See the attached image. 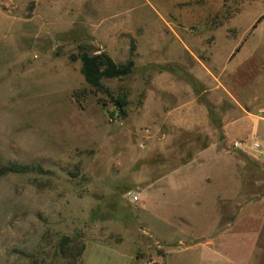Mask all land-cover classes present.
<instances>
[{"label": "rangeland", "instance_id": "obj_1", "mask_svg": "<svg viewBox=\"0 0 264 264\" xmlns=\"http://www.w3.org/2000/svg\"><path fill=\"white\" fill-rule=\"evenodd\" d=\"M132 45L130 75L86 81L84 48L124 63ZM178 97L209 105L233 188L201 179L221 161L178 169L203 137L170 124ZM263 103L264 0H0V164L53 171L0 176V264H59L65 235L76 264H264ZM227 115L249 119L227 136Z\"/></svg>", "mask_w": 264, "mask_h": 264}, {"label": "crops", "instance_id": "obj_2", "mask_svg": "<svg viewBox=\"0 0 264 264\" xmlns=\"http://www.w3.org/2000/svg\"><path fill=\"white\" fill-rule=\"evenodd\" d=\"M250 43V42H247ZM245 43L241 47V52L239 55L242 57H249L251 53V46L250 44ZM185 46L190 48L189 44L185 43ZM259 53V51H258ZM198 77V75L196 74ZM219 89V84L216 86ZM229 92V91H228ZM230 93V92H229ZM232 94V93H231ZM234 97V95H232ZM258 97L261 98V93L258 94ZM236 98V97H235ZM178 100L180 101L176 105L170 106L168 109L163 108V112L167 113L168 118L170 120V124L176 128H184L188 131L194 130V129H200V132L203 137L205 136V139L199 138L198 136L189 142V145L184 146H178L174 149H179V154L186 151H193V158H188L189 163H185L184 165L180 166L178 169L184 168L186 166H191V168H196V165H194L196 162L201 161L200 166L202 164H208L211 165L215 161H221L224 166H221L220 168L215 166V170H210L207 172H204L203 176H201V179L203 182H212L215 181H221V182H227L228 185H231L233 188V181H234V154H231L228 152V150L219 147V142L216 136L217 127L213 125L211 109L208 107L206 103L199 102L197 100L195 101H182L181 97H178ZM239 103H241L239 99H236ZM243 104V103H241ZM242 106V105H241ZM257 110H261V116L257 117L256 120V127L259 130V133L261 134V144H262V151H261V164H264V103L261 105V107H258ZM248 116L244 115L240 117L239 119H234L232 115H227L225 123L223 125V128L225 129V135H229V133L232 131L233 126L235 125V121H238V124L243 125L247 122ZM172 142V140H170ZM188 144V143H187ZM193 144L195 146H193ZM198 147V148H194ZM197 150V151H195ZM171 153V152H169ZM183 158H181L182 160ZM218 163V162H217ZM230 164V167L228 166ZM197 169V168H196ZM213 171V172H212ZM238 236V234H236ZM208 236V235H207ZM207 236L206 237L207 239ZM206 243H213L211 239H207L205 241ZM201 247L199 251H203L202 249H205L204 251H210L212 253H215V249L212 245ZM217 251V250H216ZM224 259H227L229 264H239V258L234 255H229L228 253H224ZM208 264H216V262H213L212 259L207 258Z\"/></svg>", "mask_w": 264, "mask_h": 264}, {"label": "trees", "instance_id": "obj_3", "mask_svg": "<svg viewBox=\"0 0 264 264\" xmlns=\"http://www.w3.org/2000/svg\"><path fill=\"white\" fill-rule=\"evenodd\" d=\"M255 27V26H254ZM135 51V46H131V57L124 63H119L114 60V58L107 51H100L95 54H89L86 48L83 49V52L80 55L82 60V72L85 76L86 81L95 87L100 89L104 87L103 79L104 78H123L130 75L135 66V61L132 58ZM78 97V96H77ZM127 104V100L123 97H119L117 100V106L119 108L124 107ZM211 114L213 112L211 111ZM126 116V112L123 113ZM52 170L45 168L39 163H7L0 164V176L8 174H26V173H36L48 175L52 174ZM73 240L70 236H63L56 247V252L54 254L57 262L62 264H76L84 250L85 243L78 242L73 243ZM22 256L28 258L29 264H39L37 260L36 253H27L24 251H18ZM61 259V260H60ZM40 264H48L46 260H42Z\"/></svg>", "mask_w": 264, "mask_h": 264}, {"label": "built area", "instance_id": "obj_4", "mask_svg": "<svg viewBox=\"0 0 264 264\" xmlns=\"http://www.w3.org/2000/svg\"><path fill=\"white\" fill-rule=\"evenodd\" d=\"M233 145L236 148L246 149L249 146V143L246 142V141H234L233 142ZM251 147L252 148H259L260 147V143L255 141V142H253L251 144ZM133 197H134V199H138V196L137 195H134ZM150 264H155V263L152 262Z\"/></svg>", "mask_w": 264, "mask_h": 264}]
</instances>
